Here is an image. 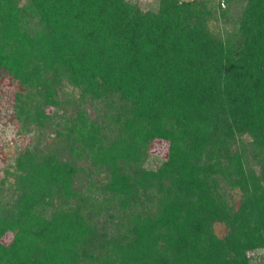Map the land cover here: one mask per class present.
Wrapping results in <instances>:
<instances>
[{
  "label": "trees",
  "instance_id": "16d2710c",
  "mask_svg": "<svg viewBox=\"0 0 264 264\" xmlns=\"http://www.w3.org/2000/svg\"><path fill=\"white\" fill-rule=\"evenodd\" d=\"M12 98L20 134L60 129L20 149L13 186L0 179V264L264 252V0H0V101ZM156 141L167 155L152 167Z\"/></svg>",
  "mask_w": 264,
  "mask_h": 264
},
{
  "label": "rangeland",
  "instance_id": "374dc122",
  "mask_svg": "<svg viewBox=\"0 0 264 264\" xmlns=\"http://www.w3.org/2000/svg\"><path fill=\"white\" fill-rule=\"evenodd\" d=\"M129 1L138 4L143 10L154 9L157 3V0ZM232 12L233 14H238L239 11L238 9H232ZM215 26L217 30H220V32L225 29H231V26L229 24L222 26L221 28V26H219V24H216V22L212 23V27L215 28ZM63 90L66 94V96L63 98L64 101L76 96L75 92L70 87L64 88ZM9 103V107H7V105L0 101V179L3 177L6 180L7 187H11L14 185V160L20 152V149L22 147L31 149L33 146L41 147L46 144H56L58 142V138L55 136V132L57 129H60L59 127H55L54 123L50 121L51 123L48 127L36 129L33 126H30L28 127V130H24L23 133L20 134V125L15 121L12 108L13 98L9 99ZM88 110L92 112L90 108ZM47 112L51 113V110H48ZM166 155L167 145L160 141L154 142L153 151L151 153L152 158L150 157L151 159L149 165L152 167H157L159 164L164 162V160L166 159ZM63 157L67 158V155H64ZM98 177L99 179H102L103 174L95 176V178ZM77 182L78 184L76 190L86 194L88 186L85 180V176H80ZM226 194L229 196L228 201L230 203H237L239 194L236 191L226 190ZM213 228L217 235L221 236L224 234L225 227L223 224L217 223L213 226ZM9 239L10 237L7 236L4 238V241L7 242ZM250 259L253 264L260 263L261 261H264V252L251 253Z\"/></svg>",
  "mask_w": 264,
  "mask_h": 264
},
{
  "label": "built area",
  "instance_id": "2783aa9c",
  "mask_svg": "<svg viewBox=\"0 0 264 264\" xmlns=\"http://www.w3.org/2000/svg\"><path fill=\"white\" fill-rule=\"evenodd\" d=\"M186 1V0H185ZM189 1H192V0H189Z\"/></svg>",
  "mask_w": 264,
  "mask_h": 264
}]
</instances>
